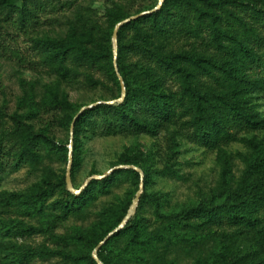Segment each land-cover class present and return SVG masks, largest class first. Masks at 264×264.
Returning <instances> with one entry per match:
<instances>
[{
    "label": "trees",
    "instance_id": "1",
    "mask_svg": "<svg viewBox=\"0 0 264 264\" xmlns=\"http://www.w3.org/2000/svg\"><path fill=\"white\" fill-rule=\"evenodd\" d=\"M16 1L0 0V10L7 18L15 15L20 27L34 29L29 39L33 69L53 82L42 88L39 101L29 97L20 103L25 113L9 117L13 131L0 133V174L25 164L32 167L42 154L65 159L67 151L45 138L47 125L44 132H35L27 123L48 114L62 127L74 125L71 171L81 165L79 139L96 136L154 137L172 126L179 136L208 150L247 144L261 158L250 160L236 189L216 191L195 208L181 211H165L161 194L143 196L141 204L152 207L159 227L150 229L139 201L134 215L100 246L97 256L101 264H176L168 258L171 249L202 246L211 230L225 226L252 234L256 251L241 255L217 246L198 254L191 264H264V147L240 136L264 128L249 103L253 97L264 99V0H163L155 11L158 0L111 1L102 17L91 8H76L65 27L52 33L35 30L44 25L42 2L23 0L18 8ZM136 16L118 29L114 60L113 31L118 23ZM118 75L125 91L123 102L93 106L73 122L74 106L61 86L99 89L103 92L99 101L117 100L122 90ZM130 162L123 155L117 165ZM168 169L167 165L163 173ZM127 180L137 186L139 174L115 169L101 180L92 179L75 195L67 190L65 176L49 172L29 193H3L0 211L13 215L0 221L3 236L26 240L42 235L54 246L12 243L13 257L7 264L54 256L85 263L78 256L81 249L95 248L119 226L132 197H117L115 203L100 208L89 228L63 235L55 234L54 228L87 215L101 197ZM26 218H40L41 225L30 226Z\"/></svg>",
    "mask_w": 264,
    "mask_h": 264
},
{
    "label": "rangeland",
    "instance_id": "2",
    "mask_svg": "<svg viewBox=\"0 0 264 264\" xmlns=\"http://www.w3.org/2000/svg\"><path fill=\"white\" fill-rule=\"evenodd\" d=\"M22 1L17 0L14 6L19 8ZM72 1L74 0H56L48 4L46 0H33L34 3L42 2L45 6V10L41 14L42 17L44 16L42 18L44 25L38 29L35 28V30L43 31L41 33H52L63 29L66 18L71 17L76 8L82 10L91 8L99 17H102L105 8L110 5L111 1L122 4L126 2V0H77L73 5L70 4ZM6 16V11L0 10V133L4 132L5 134L13 131L9 117L14 113L23 114L27 111L26 107L20 103L29 97L39 101L42 88L53 82L33 69L35 58L29 39L34 36V29L20 27L16 22L15 15H11L9 18ZM61 90L74 106L73 121L81 109L101 102L99 100L103 97V92L99 89H70L61 86ZM113 101L116 100L104 102ZM249 103L252 109L258 113L259 118L264 121V99L253 97ZM114 104L117 102L112 105ZM27 123L33 127L35 132H44V127L47 125L48 130L44 132L45 138L54 147L66 150V157L64 159L42 154L40 161L32 167L25 164L14 172L7 168L3 174H0V197L3 193L9 195L29 193L34 185L41 182L42 176L49 172L66 178L69 163L70 184L72 188L74 187L73 194L75 195L81 192L90 178L101 180L108 176L113 168L129 169V167H134L140 171V173L137 172L140 177L137 186L129 180L122 182L117 188L111 189L109 195L101 197L87 215L72 217L58 223L54 228L57 235L68 234L74 228H89L96 221L95 214L100 208L115 203L117 197L123 199L127 195L132 197V204L138 193L140 196L136 207L140 201L141 216L150 229L158 228L159 223L155 221L152 207L147 202L141 204L143 196L153 197L157 193L165 196V211L195 208L201 200L210 199L216 191L236 189L242 183L250 160L261 158L259 152L244 143H231L216 150H208L179 136L175 127L167 126L159 130L154 137L146 135L127 138L96 136L90 139H79L83 151L80 155L81 165L71 171L73 123L67 128L62 127L57 122H53V117L49 114ZM240 136L246 140L260 143L264 147V128ZM123 155L130 158V164L117 165ZM167 165L169 169L163 173ZM171 172L173 173L170 174ZM145 175L146 180L144 179ZM52 202L53 200H50L47 203L48 208H51ZM134 213L135 211L131 216ZM9 216L13 215L2 214L0 211V221ZM25 223L38 227L41 225V220L40 218H26ZM205 234L207 233L205 232ZM252 238V234L240 232L234 228L225 226L214 228L202 246L186 249L173 248L169 251L168 258L175 259L176 264H191L198 254L211 252L217 246L223 247L229 253L247 255L256 251ZM12 243H23L33 247L46 245V247L54 249L48 238L42 235H35L26 240L19 238L12 240L3 236L0 230V264H7L13 257L9 254ZM96 247H81L78 256L85 261L81 264H92L93 262L96 264L93 259ZM27 264L75 263L54 256L44 260L36 259Z\"/></svg>",
    "mask_w": 264,
    "mask_h": 264
},
{
    "label": "water",
    "instance_id": "3",
    "mask_svg": "<svg viewBox=\"0 0 264 264\" xmlns=\"http://www.w3.org/2000/svg\"><path fill=\"white\" fill-rule=\"evenodd\" d=\"M162 2H163V0H158V4H157V6L153 9V11L159 9V7L161 6ZM148 13H149V12L142 13V14H140L139 16H142V15H145V14H148ZM139 16H136V17H129V18H127L126 20H124V21H122V22H120V23H118V24L116 25V27H115V29H114V31H113V35H112L114 60H115V58H116V51H117V31H118V29H119L122 25L127 24L128 22H130L131 20H133V19H135V18H137V17H139ZM114 69H115V71H117V69H116V64H115V63H114ZM118 80L120 81L121 89H122V90H121V96H120L116 101H113V102H98V103H95V104L90 105V106H88V107H84L83 109L80 110V112H79L78 115L75 117V119H76V118H77V117H78L83 111H85V110H87V109H91L93 106L100 105V104H104V105H112L114 102H117V103H121V102H123L124 97H125V91H124V87H123V82H122V80H121V78H120L119 75H118ZM75 119H74V120H75ZM73 122H74V121H73ZM72 125H73V124H72ZM121 168H122V167L113 168V169L110 170L109 173H111V172H112L113 170H115V169H121ZM129 169L134 170V171L140 173V171L137 170V169L134 168V167H129ZM92 179H95V178H90V179L87 181V183H88L89 181H91ZM65 181H66V187H67V190H68L69 192H71V193H74V190H73V188H72V186H71V184H70V163H69V166H68V171H67V175H66ZM87 183H86V185H87ZM86 185H85V186H86ZM139 196H140V194L138 193V194L136 195L135 199L133 200L131 206L129 207L128 212H127L125 218H124L123 221L119 224V226H118L117 228H115L113 231H111V232L105 237V239H104L102 242L99 243V245H98V246L96 247V249L94 250V252H93V259L95 260L96 264H101V262L99 261V259H98V257H97V251H98V249H99L100 246L103 245V244H104V243H105L110 237L114 236L116 233H118V232L124 227V225L127 223V221L129 220V218L131 217L132 213L135 211V208H136V205H137V202H138Z\"/></svg>",
    "mask_w": 264,
    "mask_h": 264
}]
</instances>
